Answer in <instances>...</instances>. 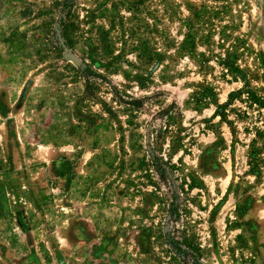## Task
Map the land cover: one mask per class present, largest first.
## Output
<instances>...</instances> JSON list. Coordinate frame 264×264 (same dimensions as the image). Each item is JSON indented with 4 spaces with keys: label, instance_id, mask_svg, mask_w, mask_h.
<instances>
[{
    "label": "rangeland",
    "instance_id": "1",
    "mask_svg": "<svg viewBox=\"0 0 264 264\" xmlns=\"http://www.w3.org/2000/svg\"><path fill=\"white\" fill-rule=\"evenodd\" d=\"M62 3L0 0V264H264V0Z\"/></svg>",
    "mask_w": 264,
    "mask_h": 264
},
{
    "label": "trees",
    "instance_id": "2",
    "mask_svg": "<svg viewBox=\"0 0 264 264\" xmlns=\"http://www.w3.org/2000/svg\"><path fill=\"white\" fill-rule=\"evenodd\" d=\"M76 0H63L62 3V16L58 20L57 29L53 30L55 42L58 43V47L62 48L60 45L62 40H65V44L72 45L73 39L70 33V21L73 16L74 7ZM83 75L85 79L89 82L88 87H91L90 79L91 77H100L99 74L94 72L92 68L87 65L83 70ZM153 165L159 174L166 175L167 169L165 164L161 161L159 156H153ZM171 209V217H175V214L178 213V208L175 203H173ZM168 243L171 245V248L175 254H177L181 261L184 264H200L201 254L194 248L187 240H179L174 236L168 235Z\"/></svg>",
    "mask_w": 264,
    "mask_h": 264
}]
</instances>
